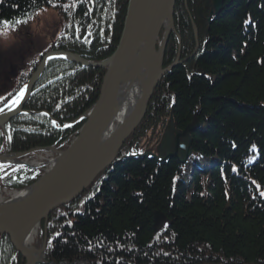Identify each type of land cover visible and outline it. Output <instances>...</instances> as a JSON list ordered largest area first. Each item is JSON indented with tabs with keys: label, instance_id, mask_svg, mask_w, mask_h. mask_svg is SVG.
<instances>
[{
	"label": "trees",
	"instance_id": "16d2710c",
	"mask_svg": "<svg viewBox=\"0 0 264 264\" xmlns=\"http://www.w3.org/2000/svg\"><path fill=\"white\" fill-rule=\"evenodd\" d=\"M127 2L96 0L93 7L90 0H53L65 16L55 46L103 60L119 42ZM53 4L3 0L0 19L13 21ZM226 4L227 13L210 26L205 52L189 66L195 72L175 66L162 81L171 97L151 103L155 117L173 108L180 129L199 110L194 154L184 165L176 158L164 164L127 158L99 174L77 199L58 208L64 213L52 212L58 230L47 248L48 264L73 262L79 255L95 264H264V0ZM206 5L204 14L212 7L208 0ZM201 14L197 10L194 17ZM48 67L47 91L28 108L57 112V124L67 125L96 102L104 70L68 60ZM80 126L61 129L49 117L23 114L7 123L5 136L0 128V152L55 145ZM135 135L120 157L139 151ZM213 159L214 168L195 169L189 177L195 161ZM37 177L21 168L10 179L26 186ZM0 264H23L7 236Z\"/></svg>",
	"mask_w": 264,
	"mask_h": 264
},
{
	"label": "rangeland",
	"instance_id": "374dc122",
	"mask_svg": "<svg viewBox=\"0 0 264 264\" xmlns=\"http://www.w3.org/2000/svg\"><path fill=\"white\" fill-rule=\"evenodd\" d=\"M129 1L130 0H128L127 2L126 15L128 12ZM226 1L227 0H224L222 3V6L218 8L214 0H208V2L210 3V6L212 7H211L210 12L208 13L206 12L204 14L205 12L204 8L207 6L206 0H175L174 11H173V25L170 27L168 25L166 26V24H163V26L161 27L158 39H157V43H156L157 51H160V49L163 46V56H162L163 67L162 69L164 71L168 67H171V69L167 72H164L161 79L157 83V86L155 87V89L153 90L149 98L145 115L143 116L137 128L131 133V135L127 137V139H125L115 159L116 163L112 165L111 167L114 168L116 164L124 161L125 158L119 159L120 154L122 152L121 150L123 149L122 147L127 144V141H129L130 138L133 137L132 134L134 132L135 133L137 132V135L134 136L132 142H134V144L135 142L139 144L137 148L139 149V151L127 153L126 155L129 157L128 159H140L141 157L140 154H145L147 151H152L154 153H157V151L159 150V147L162 144L163 135L165 131L172 133L169 135L168 142H170V144L172 143L173 145L176 144V140L179 139L177 138V134H179L177 133L178 130L176 128H174L173 130L172 126L169 125L172 120L176 122L175 118H173L174 111H173L172 105L174 102L171 104V107H169L170 109L172 108L169 114L165 116L164 115L160 116V113H158L157 117H155L156 111L150 110L152 100L154 99V97L155 99L159 97L160 100H164L163 96L166 97L167 95H169V97H171L172 94H170L169 89L165 87V84L162 81L165 79L166 76H168V73L175 66L182 64L189 72L191 73L195 72V67L193 68L189 66H192V63H193L192 61L195 58H197L198 56H200L201 54L205 52L206 47L208 46V42L210 40L209 39L210 37L208 34V31H210L209 30L210 26L213 24V22L217 21L221 16L227 13L225 11V9L227 8ZM197 10L199 11L201 10L202 14L200 17L195 18L194 16ZM126 15H125V18H126ZM18 19H28L29 23H27L26 25L21 24L18 27V29H13V30L0 28V94L4 96V99L0 100V107H2L5 103H8L12 99V96L8 95L9 92H11L12 95L14 96L19 91V89L23 87L24 84L29 85L28 83L35 79V77L33 76H36V73L38 74L41 73L43 74V76H45L46 71L49 69L48 66H49L50 61L68 60L73 63H77L81 65L80 62L70 59V57L68 56V54L70 53L76 54L77 52H71V50H68L66 48H58L55 46L57 45L56 41L59 39L60 35L63 33V24L65 21V16L59 10V8L55 6L43 7L38 10L33 11L27 16L25 15L24 17H20ZM200 19H203V20H200ZM124 23H125V19H124ZM123 30H124V25H123V29L121 32L119 42L121 40ZM245 30L248 31L247 28H245ZM189 34H191L190 37H189ZM174 39H176L175 42H174ZM119 42L117 46L115 47L114 51L117 49ZM174 45L179 46L177 47L175 52H174L175 49L172 48ZM184 46L187 48L186 51L183 48ZM114 51L109 56L104 58L103 60H98V61L88 60V61L94 62V64H98L100 62L101 63L106 62L111 57V55L114 53ZM41 53H43V55H41ZM57 54H60V55H57ZM77 55H80V54H77ZM81 58H85V57L81 56ZM172 58H173V61H172ZM42 64L44 66H42ZM84 66H87V67L90 66V67H95V68L104 70L101 84H100V90H101L103 80L107 72L106 66L91 65V64L90 65L85 64ZM24 70H26L28 73L24 72ZM30 88H31L30 91H32L33 89L35 90L36 88H38V83L34 82L32 87ZM100 90H99V93H100ZM31 99L32 98L28 99L26 103H24L20 113H17L16 115L10 118L8 117V119L4 122V126L0 125L1 129L4 128L3 135L7 133L6 125L9 121L16 118L17 116L27 113V111L30 109L28 108V105ZM94 104L91 105V107L87 109V111H85L80 117L74 120V121L81 122V126H80L81 129L83 125L85 124V122L87 121L88 115L91 112L92 108L94 107ZM44 110L49 111L51 113L49 109H44ZM198 113H199V110H197L195 114L196 116H194V120L191 122L195 124V127H196L195 130H193L194 132L193 131L190 132V135L181 136L184 139H186V142H184V145H187L190 139V146L192 149L191 155L194 154V149H193L194 133L202 128V124L198 121V118H197ZM76 124L77 123L67 124L68 125L67 127L65 126L66 124L62 126H59L58 124H54V127L66 129ZM112 125L113 124H110V126ZM177 127H179L178 124H177ZM137 129L138 131H136ZM78 135H79V132H77V135L75 136L73 135V133H71L67 139L61 140V142L55 145L54 144L45 145V146L35 145L28 149H24L21 151H13V152H10L6 149L2 150L0 152V156L5 155V154L6 155L12 154L16 152L23 153L25 151H28L29 153H27L25 156H22L20 158H16L13 160L11 158H7V160H5L4 162H1L4 165V168H3V171H0V201L7 200L9 199V197H14L13 196L14 194H22L23 192L25 193L28 188L34 185V183H36L48 171H50L51 167L53 166V165L50 166V160H52V164H53L55 160L59 158L60 156L59 152L69 148L72 142L76 139ZM108 136L106 134L105 137L108 138ZM144 158H150V159L156 160L155 157L146 156ZM18 160L25 162L23 168H29V169L34 170V174L35 175L37 174L38 176L36 180L30 183L29 185L22 186L23 183L17 184L15 181L10 179L11 176L16 172V171H13V169L17 168L14 162ZM157 163L164 164L167 162L160 163L157 161ZM195 163L196 164H194V167L196 168V170H202L204 166H207V167L214 166L215 160L214 159L209 160V161L198 160V161H195ZM107 171L108 170H106V172ZM5 173H7V175H5ZM188 173L190 175L189 177L193 178V175H194L193 172L189 170ZM115 175L118 176L117 173ZM17 198L18 197L15 196L12 199L15 200ZM64 205L66 204L60 205L57 208H55L53 211H51L48 217L43 219L38 225V227L40 226L39 228L40 231H39L38 236L35 239L34 248H37L38 250H40L43 246L45 248L43 252V256H44L43 262L41 264L51 263V261L49 262V260H47V251H48L47 248L49 245V241L52 242L51 239L53 238L54 233L56 232V229L58 230V227H55L54 225L51 224V222H53L51 218V214L52 212L56 210H57L56 211L57 213L61 209H63V211H61L60 213H64L65 212L64 208H61L58 210V208ZM36 227L37 226H35L30 232V234L27 235V237L24 240L25 242H28L32 232L35 231ZM9 238L12 242L11 237ZM2 239L3 237L0 239V246L2 243ZM13 246H14V249L18 251V249L15 247L14 244ZM19 254H21L23 264H28V260L26 259V257L21 252H19ZM65 263L66 264H95V262L89 260V258H87L86 256H82V255L81 256L79 255L77 259L73 262L68 263L67 261H65L62 264H65Z\"/></svg>",
	"mask_w": 264,
	"mask_h": 264
},
{
	"label": "water",
	"instance_id": "95a60500",
	"mask_svg": "<svg viewBox=\"0 0 264 264\" xmlns=\"http://www.w3.org/2000/svg\"><path fill=\"white\" fill-rule=\"evenodd\" d=\"M214 1L219 8L224 0ZM174 5L175 0H130L121 40L106 62L94 64L81 58V55L68 54L70 59L83 65L106 66L107 72L98 99L70 147L59 152L60 156L55 160L50 171L25 193L23 192L22 198L0 203V239L6 235L11 237L15 247L28 260V264H41L45 248L43 246L35 253L32 248L26 247L24 240L27 235L47 218L51 211L74 201L102 171L116 163L115 159L125 139L137 128L145 115L149 98L157 83L164 72L171 69V67L165 71L162 69L163 46L157 51L156 43L163 24L170 27L173 25ZM139 49L144 51L153 71L127 122L106 138L107 127L115 112L117 99L125 85L126 73ZM34 82L35 79L29 82L28 91L31 90L30 87ZM21 110L22 107L19 105L6 118L0 119V125L4 126L8 117L20 113ZM169 125L173 130L174 128L178 130L179 139L176 140V144L168 142L172 133L165 131L157 153L148 151L143 157L152 155L160 163L176 157L181 164H184L191 156L192 149L190 139L189 143L184 145L186 139L181 136L190 135V132L196 128L195 124L191 123L185 129H180L172 120ZM27 153L29 152L2 155L0 163L7 158L16 159ZM14 163L25 164L21 161Z\"/></svg>",
	"mask_w": 264,
	"mask_h": 264
},
{
	"label": "bare ground",
	"instance_id": "6f19581e",
	"mask_svg": "<svg viewBox=\"0 0 264 264\" xmlns=\"http://www.w3.org/2000/svg\"><path fill=\"white\" fill-rule=\"evenodd\" d=\"M148 61L149 60L144 54V51L142 49H139L126 73L125 85H124V88H122V90L120 91L119 97L115 105V112L110 122V124H113V125L110 126L109 124V126L107 127V132H106L107 136L111 135L115 130H117L125 122H127L128 117L131 115V113L135 109L137 102L139 100V97L141 96V94L144 92L146 88V84L148 83L147 81L149 80V77L151 76V71H153ZM24 72H27V71L24 70ZM33 77H35V83H38V88H36L35 90L33 89L32 91L26 92L23 101L20 103V107H22V105L26 103L28 99L34 98V96L41 95L42 93L47 91L45 87L47 84V81L46 79H44L43 74L36 73V76H33ZM5 111H6V114H0V119L6 118L8 114L12 112L8 110H5ZM27 114L42 115L45 117H49L52 123L53 121H55V124H57L58 122L57 118L55 117L57 115V112L50 113L49 111H46L44 109L35 110V109L30 108L27 111ZM80 130L81 128L78 129L75 133H73V135L74 136L77 135V132H80ZM2 131H4V128L2 129ZM123 158H125V156L119 157V159H123ZM11 159L13 160V158ZM211 168H214V167H211ZM13 196L22 198L24 194H14ZM14 197H11V199ZM39 228L40 226L39 227L37 226L35 231L32 232L28 242H25V246L32 248L33 251H35V253L38 252V249L34 248V245H35V239L38 236L39 231H40Z\"/></svg>",
	"mask_w": 264,
	"mask_h": 264
},
{
	"label": "snow or ice",
	"instance_id": "6c2138e0",
	"mask_svg": "<svg viewBox=\"0 0 264 264\" xmlns=\"http://www.w3.org/2000/svg\"><path fill=\"white\" fill-rule=\"evenodd\" d=\"M2 2L3 0H0V3ZM47 2L49 4H53V0H47ZM80 2L82 3L83 0H80ZM109 2H111V0H109ZM90 3L94 7L96 0H90ZM53 6H55V4H53ZM90 11H92V8H89L87 11H85L84 15H88V12ZM25 15L27 16V14ZM27 23H29L28 19H16L15 21H11L8 19H0V28L13 30V29H18V27L21 24L26 25ZM41 55H43V53H41ZM27 91H28V85L24 84L23 87H21L14 96L12 95L11 92H9L8 95L12 96V99L8 103H5L2 107H0V114H6V111H5L6 109L8 111L15 110L20 105V103L23 101ZM3 99H4V96L0 94V100H3ZM25 115H27V113H25ZM53 123L55 124V121H53ZM65 126L67 127L68 125H65ZM8 139L11 140V134H9ZM253 148H255V146H253ZM23 167L24 165H20L19 167L13 169V171H19ZM3 168H4L3 163H0V171H3ZM5 175H7V173H5ZM93 195H95V193H93ZM261 195L264 196V192H262ZM68 223L71 224V221H68ZM57 235H59V233H57ZM49 244H51V241H49Z\"/></svg>",
	"mask_w": 264,
	"mask_h": 264
}]
</instances>
